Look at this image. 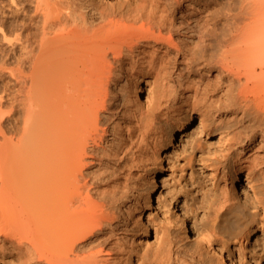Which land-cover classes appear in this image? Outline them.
Masks as SVG:
<instances>
[{"label":"bare ground","instance_id":"obj_1","mask_svg":"<svg viewBox=\"0 0 264 264\" xmlns=\"http://www.w3.org/2000/svg\"><path fill=\"white\" fill-rule=\"evenodd\" d=\"M194 120L224 144L198 155L220 197L193 239L178 213L180 231L152 244L163 155ZM231 148L235 167L264 172V0H0L9 264H230L232 245L264 237V177L258 213L232 191Z\"/></svg>","mask_w":264,"mask_h":264},{"label":"rangeland","instance_id":"obj_2","mask_svg":"<svg viewBox=\"0 0 264 264\" xmlns=\"http://www.w3.org/2000/svg\"><path fill=\"white\" fill-rule=\"evenodd\" d=\"M150 94V89L146 88L143 83L140 92V99L146 101ZM6 109L5 107H2ZM189 128L178 136L176 145L168 148L163 155L164 169L160 173L159 184L162 185L159 190V202L155 203L152 208L145 209L144 218L148 216L151 223L148 229V238L152 244L156 243L158 236L162 234L163 228H169L172 231H180L176 226V215L185 213L190 217V225L187 230L189 240L194 238L192 233V224H200L208 220L209 214L212 212L214 204L220 197L222 191V182L219 185H212L208 176V170L204 168V164L199 160L200 151L209 148L223 149V143L218 142L219 132L216 131L209 136L196 133V120ZM229 161L228 169L234 176L231 183L232 191L237 198L251 209L260 213V208L254 207V198L252 196V186H258L263 180L264 172L257 173L253 168V172L248 174L245 167H235L234 148L228 150ZM236 172V173H235ZM147 181V179H144ZM146 183V182H145ZM146 186L144 184L142 187ZM155 201H157L155 199ZM172 212L171 219H167V212ZM188 229V228H187ZM231 254H225L227 263L237 260L239 252L244 254L247 261H251V255L262 256L261 264H264V237L260 231L256 232L253 238L245 243L242 249L239 246L232 245ZM232 256H235L234 258ZM0 264H9L7 258H0Z\"/></svg>","mask_w":264,"mask_h":264}]
</instances>
